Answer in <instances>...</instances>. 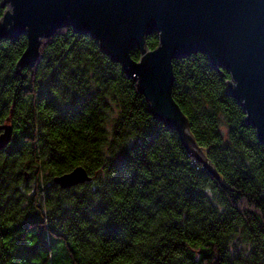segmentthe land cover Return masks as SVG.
I'll return each mask as SVG.
<instances>
[{
    "label": "trees",
    "instance_id": "trees-1",
    "mask_svg": "<svg viewBox=\"0 0 264 264\" xmlns=\"http://www.w3.org/2000/svg\"><path fill=\"white\" fill-rule=\"evenodd\" d=\"M26 48L0 41V264H264V144L227 71L173 62L197 159L90 35L58 30L18 75ZM78 167L90 182L55 183Z\"/></svg>",
    "mask_w": 264,
    "mask_h": 264
},
{
    "label": "water",
    "instance_id": "water-1",
    "mask_svg": "<svg viewBox=\"0 0 264 264\" xmlns=\"http://www.w3.org/2000/svg\"><path fill=\"white\" fill-rule=\"evenodd\" d=\"M0 41L27 38L16 74L33 68L40 49L63 28L90 35L100 50L137 82L153 117L178 132L189 153L202 159L188 120L173 98L174 65L204 54L230 75L227 93L264 144V0H2ZM159 43L150 50L148 36ZM138 50L139 60L132 52ZM0 151L11 142L9 120L0 126ZM206 164V163H205ZM63 189L91 181L83 167L55 178Z\"/></svg>",
    "mask_w": 264,
    "mask_h": 264
},
{
    "label": "rangeland",
    "instance_id": "rangeland-1",
    "mask_svg": "<svg viewBox=\"0 0 264 264\" xmlns=\"http://www.w3.org/2000/svg\"><path fill=\"white\" fill-rule=\"evenodd\" d=\"M111 126H112V125L109 123V124H108V128L111 129Z\"/></svg>",
    "mask_w": 264,
    "mask_h": 264
}]
</instances>
